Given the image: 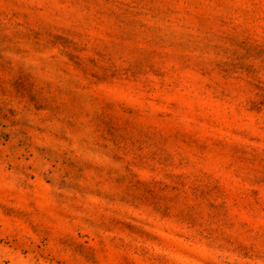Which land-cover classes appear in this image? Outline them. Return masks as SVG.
<instances>
[{"label":"rangeland","instance_id":"1","mask_svg":"<svg viewBox=\"0 0 264 264\" xmlns=\"http://www.w3.org/2000/svg\"><path fill=\"white\" fill-rule=\"evenodd\" d=\"M0 264H264V0H0Z\"/></svg>","mask_w":264,"mask_h":264}]
</instances>
